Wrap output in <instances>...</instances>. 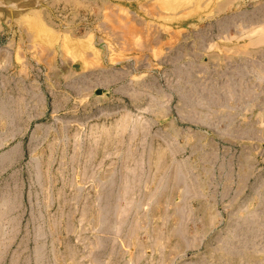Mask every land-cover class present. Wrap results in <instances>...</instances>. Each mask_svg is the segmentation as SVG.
<instances>
[{
    "label": "rangeland",
    "instance_id": "1",
    "mask_svg": "<svg viewBox=\"0 0 264 264\" xmlns=\"http://www.w3.org/2000/svg\"><path fill=\"white\" fill-rule=\"evenodd\" d=\"M0 264H264V0H0Z\"/></svg>",
    "mask_w": 264,
    "mask_h": 264
}]
</instances>
